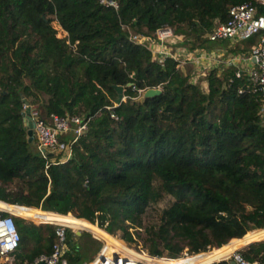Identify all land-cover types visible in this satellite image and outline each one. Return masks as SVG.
Wrapping results in <instances>:
<instances>
[{"label":"trees","instance_id":"1","mask_svg":"<svg viewBox=\"0 0 264 264\" xmlns=\"http://www.w3.org/2000/svg\"><path fill=\"white\" fill-rule=\"evenodd\" d=\"M114 1L117 8L100 0H0V206L26 207L11 212L90 230L107 247L120 249L123 243L108 233L138 246L143 214L168 194L173 201L138 248L168 261L179 260L185 250L196 255L191 261H207L264 230L261 95L247 87L245 77L236 78L234 65L214 66L193 81L190 62L184 70L171 57L157 60L146 45L129 39V31L154 37L168 26L174 44L207 49L215 44L206 34L227 19L231 5L251 2L258 14L264 5ZM113 85L123 86L125 96L114 110ZM149 88L161 92L142 99ZM25 102L45 120L55 114L87 121L67 160L44 157L35 138L28 141ZM14 220L20 240L11 264L50 253L55 224ZM81 237L67 230L68 264L80 261L82 249L85 256L87 249L102 247L99 240L91 246ZM239 251L249 260H264V240Z\"/></svg>","mask_w":264,"mask_h":264},{"label":"built area","instance_id":"2","mask_svg":"<svg viewBox=\"0 0 264 264\" xmlns=\"http://www.w3.org/2000/svg\"><path fill=\"white\" fill-rule=\"evenodd\" d=\"M257 1L264 5V0ZM100 2L115 8L118 7L114 0H100ZM122 28L127 27L122 25ZM254 35H258L259 39L256 45L250 49V55L246 57V60L254 63L256 67H251L249 70H246L237 67L236 62H233L239 59L237 55L227 56L225 61L221 60V57L225 55L226 52L222 49H195L194 51H191L184 45H178L176 47L174 46V48L171 49L168 46V43H172L170 40L173 37V30L168 26L158 29L154 37L146 36L140 33H132L129 31V39L135 43L146 45L152 51L154 58L157 60H163L166 57H171L178 61L179 66L182 67L189 61H196L195 64H199L197 60H200L198 56H201L205 62L208 61L209 63L214 59L212 63H220L219 65L222 67L235 65L237 67L235 70L236 78L245 77L247 80V87L253 91H257L261 95L263 102L261 108V117L264 120V14H258L256 6L251 2L231 5L228 8L227 19L224 22L216 25L212 31L206 34V37L211 42H217L221 40L235 42L238 39H249ZM204 70V68L201 69V67L198 65L195 68L196 75L193 81H196L198 77L203 75ZM23 115L26 128L28 126V117H30L34 123L33 136L36 140L39 151L44 157L48 155L47 153H53L54 156V154L57 152L60 156H58V159L55 156L53 157V160L56 161H64L70 157L71 144L82 132L87 129V121L77 115L58 116L51 114L49 120H45L40 116L38 108L34 104H30L28 102L23 104ZM111 116L115 117L114 114ZM69 131H72L74 137L68 143L60 141L58 135L62 133H68ZM16 216L26 220L28 219L20 215H16L0 206V264H11L13 260V253L19 246L20 236L14 220V217ZM55 225V241L52 244L50 253H42L26 264H64L66 262V260L63 258V255L68 250L66 243L67 230L71 227L64 224ZM95 225L98 226V224ZM100 228L107 232L104 228ZM78 230H85L89 232L92 235L94 243L97 240L102 242L101 248L95 246L94 244L95 249L97 250L95 251L96 254L90 264H149L146 261V258L132 256L129 253L121 249H117L111 245L107 247L105 239L90 230ZM108 234L117 238L116 235L110 233ZM117 239L122 241L123 244L132 251L140 254V256L146 255L151 259L163 258V256H152L147 250L138 249L137 247H140V245H138L136 249L135 247H129V245H127L126 242L121 238ZM182 254L188 256L186 250ZM227 257L228 260L236 264H264V260L252 261L245 258L240 253L239 249L232 251L225 258Z\"/></svg>","mask_w":264,"mask_h":264},{"label":"rangeland","instance_id":"3","mask_svg":"<svg viewBox=\"0 0 264 264\" xmlns=\"http://www.w3.org/2000/svg\"><path fill=\"white\" fill-rule=\"evenodd\" d=\"M53 26L58 30V36L59 37H63L65 35V33L59 28V25L55 21H53ZM258 39H259L258 35H256V36H253L252 38H249V39H242V40L238 39L235 42H230L228 40H221V41L214 42L215 46L209 47L207 49L208 50H221L222 49V50L226 51L225 55H223L221 57V60H223V61H225V59H227V56H231V55L235 56V55H237L239 59L237 61L236 60L233 61L234 63L236 62V66L240 67L241 69L249 70L251 67H256V65L254 63H252L251 61L246 60V57L250 55V49L254 45H256V43L258 42ZM170 41H172V43H174L173 37H172V39ZM172 43H168V46L171 49H173L174 46H175V44H172ZM176 45L177 46L178 45H184L187 48H189V45L186 44V43H183V44L182 43H177ZM213 61H214V59L211 62H209V63L207 61V62H204L205 64H201L199 66L201 67V69L204 68L206 71H208L213 66H217V65L220 64L219 62H218L219 64H213L212 63ZM207 64H209V65H207ZM186 66H187V64H184L181 68H184V70H185ZM220 68H223V67L221 66ZM205 70L203 72L204 74L207 73ZM200 83L205 88L206 83L205 82H201V81H200ZM72 137H73L72 131H69L68 133H65V134L62 133V134L58 135L59 140L60 141H64L66 143H68L72 139ZM56 157H58V153L57 152H56ZM172 201H173V198L170 195L164 194L161 197V199L158 200V202L152 203L146 209L145 213L142 216V226L138 230L139 233L138 234L135 233V237H136L138 245H141V244L144 243V239H146L148 237L147 233H148L149 229L152 226H157L158 225L159 217H160V213H161L162 209L167 207ZM27 220L33 222L34 224H45L43 222H51L52 224L53 223L57 224L56 222H54L53 219H50V218H46L41 223L40 222H36L34 220H31V219H27ZM69 229H72V230H74L76 232L77 231H81V236H82L81 237V242L82 243H86L87 245L90 244L91 246H94V242L92 240L93 239L92 235L89 232H87L85 230H78V228H76V229L69 228ZM132 231H133V229H132ZM116 237L120 239V234H116ZM246 239H248V238H246ZM259 240H264V230L262 232L257 233L256 237H252L251 239H248V242L259 241ZM126 244L129 245V247H135V248L137 247L135 244H128V243H126ZM30 246H32V245L30 244ZM120 249L125 251V252H127V251L130 252V250H126L124 245H121ZM237 249H240V248H237ZM87 250L89 251L90 255H85L84 256V250L82 249L80 251V254H81L80 261L78 263H76V264H90V262L93 260V257L95 256L96 252L94 250H90V249H87ZM132 253H133V256H135V257H138V258L142 257V258L148 259V261H151L150 258L148 256H146V255L140 256V254H137V253H134V252H132ZM188 256H189L188 258H184L183 259L182 257H187V256L182 254V256L180 257L179 260L174 261L175 262L174 264H179V263L204 264V263H207L206 261L193 263V262H191V257L190 256H194V254H188ZM163 258H168V257L163 256ZM221 260H228V257L224 258V259H221ZM221 260H219V261H221ZM219 261H215V262H219ZM64 264H66V263H64Z\"/></svg>","mask_w":264,"mask_h":264},{"label":"water","instance_id":"4","mask_svg":"<svg viewBox=\"0 0 264 264\" xmlns=\"http://www.w3.org/2000/svg\"><path fill=\"white\" fill-rule=\"evenodd\" d=\"M113 88L115 89L116 91V97L114 99V106L112 107V110H114V108L119 105L121 102L124 101L125 99V96H124V88L123 86L121 85H113ZM161 90L160 88H149L147 90H145L142 94V99H145L147 97H150V96H154V95H158L160 94ZM33 126H34V123L33 121L30 119V117H28V126H27V136H28V141L29 142H32L33 141ZM49 156H53V153H48ZM13 205V204H11ZM13 206H18V205H13ZM78 234H81L80 231H77ZM253 242V241H251ZM249 242V243H251ZM247 243V244H249ZM245 244V245H247ZM245 245L241 246L240 248L244 247ZM231 264H236L234 262H231Z\"/></svg>","mask_w":264,"mask_h":264},{"label":"crops","instance_id":"5","mask_svg":"<svg viewBox=\"0 0 264 264\" xmlns=\"http://www.w3.org/2000/svg\"><path fill=\"white\" fill-rule=\"evenodd\" d=\"M173 46V45H172ZM177 45L175 44V47H176ZM194 51V50H193ZM199 57V59L200 60H197V62L199 63V64H195L196 63V61H189L192 65H193V67H194V69L198 66V65H201V64H205L204 62V60L202 59V57L201 56H198ZM202 61H203V63H202ZM182 69H184V68H182ZM1 204H3L4 205V207L3 208H5V209H7V210H9V211H11V208L13 207V206H10V205H8V204H4V203H1ZM41 211V210H40ZM43 212V211H42ZM53 214V213H52ZM75 219V218H74ZM75 220H81V219H75ZM89 223V222H88ZM92 225V224H91ZM92 226H94V225H92ZM95 228H97V229H99V230H101L102 232H104L102 229H100V228H98V227H96V226H94ZM78 229H84V228H78ZM104 233H106V232H104ZM78 234V233H77ZM107 234V233H106ZM109 235V234H108ZM252 237H248V239H251ZM248 239H243V240H241V239H232V240H241V241H238V242H235V243H232V244H230V245H228V246H226L223 250H221V251H219V252H215L212 256H211V258L209 259V260H207L206 262H209V261H211L212 260V258H213V256L214 255H216V254H218V253H222V252H226V251H230V250H236L237 248H239V247H241V246H243V245H245V244H247V243H249L248 242ZM227 245V244H226ZM133 251L132 250H130V252H128L127 251V253H129L130 255H132L133 256V253H132ZM198 255V254H197ZM194 256H196V255H194ZM146 261L149 263V264H166V262H169V263H171V264H174L175 262L174 261H168V260H164V259H161V260H159L158 262H152V261H148V259H146ZM166 261V262H165ZM191 262H193V263H195V262H204V261H191ZM26 263H28V262H26ZM25 263V264H26ZM66 264H68L67 263V261L65 262ZM231 263V262H230Z\"/></svg>","mask_w":264,"mask_h":264},{"label":"bare ground","instance_id":"6","mask_svg":"<svg viewBox=\"0 0 264 264\" xmlns=\"http://www.w3.org/2000/svg\"><path fill=\"white\" fill-rule=\"evenodd\" d=\"M1 202V201H0ZM6 204V203H5ZM10 206H13V205H10ZM13 207H17V208H26V207H22V206H13ZM55 214H57V213H55ZM59 215V214H58ZM61 216H63V215H61ZM111 236V235H110ZM120 241V240H119ZM122 242V241H121ZM123 243V242H122ZM124 245V244H123ZM112 246V245H111ZM115 247V246H114ZM124 247L125 248H127V249H129L128 247H126L125 245H124ZM116 248V247H115ZM129 250H131V249H129ZM232 251H234V250H230V251H226V252H222V253H218V254H216V255H214L213 256V258H212V260L211 261H209V263H212V262H215V261H219V260H221V259H223V258H225L226 256H228ZM134 252V251H133ZM134 253H136V252H134ZM138 254V253H137ZM189 256H187V257H182L183 259L184 258H188ZM92 262V261H91ZM90 262V263H91Z\"/></svg>","mask_w":264,"mask_h":264},{"label":"clouds","instance_id":"7","mask_svg":"<svg viewBox=\"0 0 264 264\" xmlns=\"http://www.w3.org/2000/svg\"><path fill=\"white\" fill-rule=\"evenodd\" d=\"M9 204V203H8ZM241 249V248H240Z\"/></svg>","mask_w":264,"mask_h":264}]
</instances>
